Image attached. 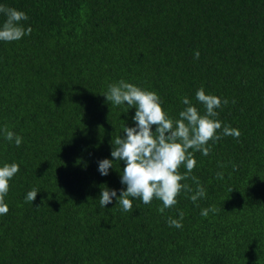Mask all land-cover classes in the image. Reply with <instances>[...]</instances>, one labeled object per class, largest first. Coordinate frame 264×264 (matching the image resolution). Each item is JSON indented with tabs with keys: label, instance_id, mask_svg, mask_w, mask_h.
Returning <instances> with one entry per match:
<instances>
[{
	"label": "trees",
	"instance_id": "16d2710c",
	"mask_svg": "<svg viewBox=\"0 0 264 264\" xmlns=\"http://www.w3.org/2000/svg\"><path fill=\"white\" fill-rule=\"evenodd\" d=\"M0 5L26 13L21 24L32 29L0 41V167L19 165L0 215V264H264V0ZM120 80L157 93L171 118L185 96L204 113L195 98L201 87L228 100L217 119L240 137L209 141L208 156L194 153L191 175L205 197L193 203L181 191L163 214L155 198L134 199L131 212L115 198L100 206V185L117 196L126 190L123 161L107 176L98 171L99 161L113 159L123 126H135V108L102 95ZM5 127L23 138L19 147ZM181 183L195 191L191 178ZM33 188L36 199L26 202ZM210 206L218 211L201 216ZM181 211L182 228L170 227Z\"/></svg>",
	"mask_w": 264,
	"mask_h": 264
},
{
	"label": "clouds",
	"instance_id": "9594fccd",
	"mask_svg": "<svg viewBox=\"0 0 264 264\" xmlns=\"http://www.w3.org/2000/svg\"><path fill=\"white\" fill-rule=\"evenodd\" d=\"M0 14L6 17L0 25V41H18L31 33V27L25 29L21 24V21L28 19L23 11L0 5ZM199 55V51H196L194 58L198 59ZM102 95L114 106L126 105L128 109L135 108L136 111L132 117L135 126H123L124 135H118L111 141L113 159L106 158L98 162V171L103 176L109 174L114 162L123 161L125 164L120 182L126 185V190L120 189L117 196L116 190L100 185L101 207L105 208L115 198L116 205L119 204L123 212H131L134 199H140L143 204L148 205L155 198L162 202L163 206L158 211L163 214L165 209L177 204L176 197L181 191L193 193L189 196L193 203L206 196V189L199 179L191 175L197 163L194 153L200 152L203 156H208L212 150L209 141L215 143L224 136L238 139L241 135L236 128L228 125L222 127L223 122L217 119L219 112L216 109L227 105V99L222 101L220 97L206 94L201 87L196 91L195 98L203 105L204 113L201 114L185 96L181 101L185 107L179 112L178 118H171L163 110L157 93L141 89L124 80L108 84L107 91ZM3 131L6 140L14 141L17 147L22 144L23 138L20 135L9 131L7 127ZM182 165L186 169L183 174L178 171ZM233 168L235 170L236 166ZM18 172L17 163H5L0 167V215L9 211L5 196L9 191V181ZM223 175V172L216 173L217 179H223ZM189 178L196 184L194 192L190 185L181 183ZM38 192L36 188L27 192L25 201L32 203ZM217 211L215 206H210L202 209L200 214L207 217L209 212ZM183 218L184 213L181 211L179 219L169 217L167 223L170 227L179 229L183 226Z\"/></svg>",
	"mask_w": 264,
	"mask_h": 264
}]
</instances>
